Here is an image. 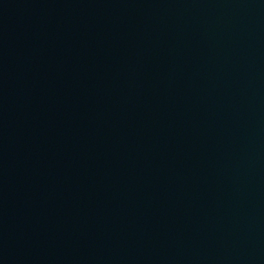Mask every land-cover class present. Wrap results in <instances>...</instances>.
<instances>
[{
    "label": "water",
    "instance_id": "obj_1",
    "mask_svg": "<svg viewBox=\"0 0 264 264\" xmlns=\"http://www.w3.org/2000/svg\"><path fill=\"white\" fill-rule=\"evenodd\" d=\"M0 264H264V0H0Z\"/></svg>",
    "mask_w": 264,
    "mask_h": 264
}]
</instances>
